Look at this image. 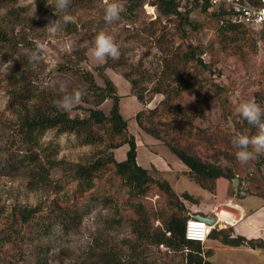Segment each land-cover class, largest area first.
<instances>
[{
  "label": "rangeland",
  "instance_id": "rangeland-1",
  "mask_svg": "<svg viewBox=\"0 0 264 264\" xmlns=\"http://www.w3.org/2000/svg\"><path fill=\"white\" fill-rule=\"evenodd\" d=\"M120 2L124 7L121 19L108 24L103 18V0H72L68 11L75 18L76 29L70 30L66 25L61 32L50 34L45 26L57 18L51 5L55 0L46 6L37 0H0V28L14 39L24 35L29 42L23 48L24 54L34 49L36 41L46 44L45 58L34 70L35 89L44 92L45 101L60 98L59 83L67 84L70 92L75 89L87 93V73L101 86L105 85L103 75L109 77L120 95L121 112L128 120L129 131L138 137V163L154 179L167 180L180 199L185 200L182 193L186 191L198 198V203L185 200L188 214L194 213L191 208L204 213L220 203V216L225 220L231 216L226 207H235L232 198L240 201L238 210H250L262 203L260 207H264V198L258 195H264V155L242 165L232 144L238 134H256V129L237 112L239 104L255 101L264 107V27L244 26L238 33L223 31L220 18H211L196 2L180 0L181 10L187 11L190 20L198 25L193 32L189 24L181 25L178 20L173 25L167 17L160 16L150 0L130 12L129 1ZM101 31L113 36L119 45V59L106 58L100 63L92 56L95 37ZM182 31L193 32V41L207 48L202 57L213 61V67L201 72L200 90L178 97L180 109L177 104L178 108L169 113L161 111L155 120L181 121L179 112H191L185 119L194 125L196 134L193 139L184 138L183 146L204 161L230 169L235 177H244L245 182L239 179L237 186L224 177L216 180L214 191L203 188L165 142L138 125L137 113L160 108L165 99L153 87L173 80L172 66L180 64L173 51H179ZM66 47L71 51L66 52ZM18 50L8 45L0 52V237L8 240L0 239V264H39L40 260L45 264H188L186 249L176 251L152 242L148 236L162 230L176 209L170 207L167 193L157 185H152L146 196L134 197L111 172L112 180L96 185L86 195L73 196L79 182L75 179L76 165L104 153L99 144H85L76 132L52 128L42 135L36 148L38 160L49 168L44 173L47 178L40 180L41 175L32 171L31 165H21L18 157L28 152V144L20 142L19 134L11 129L18 116L9 102L8 88L12 67L23 63ZM125 73L138 79L145 90L144 101L138 99ZM217 85L222 91H217ZM89 99L86 95L69 114L87 115L94 106ZM112 105L113 99L109 98L98 108L109 113ZM97 129L104 132L103 127ZM128 149V144L115 148L116 159H125ZM51 160L57 162L55 166ZM242 189L249 194L241 196L245 194ZM28 206L34 210L31 220L22 227L19 210ZM263 213L261 208L260 214ZM12 215L16 224L8 237L5 229ZM262 221L257 222V227L263 235L264 214ZM262 238L258 234L248 240L257 244ZM210 242L213 249L209 257L215 263L264 264V248L247 243L232 246ZM208 243L209 240L204 245Z\"/></svg>",
  "mask_w": 264,
  "mask_h": 264
},
{
  "label": "trees",
  "instance_id": "trees-1",
  "mask_svg": "<svg viewBox=\"0 0 264 264\" xmlns=\"http://www.w3.org/2000/svg\"><path fill=\"white\" fill-rule=\"evenodd\" d=\"M52 1L37 0L43 6L48 5L47 3ZM127 1L130 4L128 7V11L130 12L135 10L137 6L141 7L146 0ZM150 1L156 6L160 16L167 17L168 21H172L173 25H176V22L179 20L181 25L189 24L193 32L198 30V25L190 20L189 13L181 10L179 0ZM193 2H196L195 5L200 6L203 11L208 12L211 18L218 17L223 20V31L238 33L239 29L245 26L241 23L229 21L227 18L228 12L224 9L209 11V0H206V3L202 5L197 1ZM68 25L70 26V30L72 29L71 27H75L76 29L75 24L69 23ZM182 29L185 30L184 28ZM193 32L182 31L180 35L182 44L177 46L179 51H173L177 54L180 61V64L172 66L171 74L174 77L173 80L164 86L156 84L153 87L155 93H163L165 95L160 108L149 109V112H146V114L144 111H141L137 113L136 119L141 129L165 142L171 151L189 167L190 173L196 182L203 188L214 191L216 180L226 177L233 182L235 174L230 169H225L221 165L204 161L197 154L183 146L182 142H185L184 138L193 139L196 134L194 125L185 119L189 117L191 112H179L180 117L183 118L181 121H165L163 119L157 122L155 120V116L160 114L161 111L169 113L174 108L179 107L180 109L181 104L178 101V97H181L184 92L200 90L201 72L209 71L213 67V61L207 62L202 57L207 48L193 41V37L190 36ZM28 44L29 42L24 38V35H21L19 39H14L11 36L8 37L6 31L0 28V52L3 47L8 45L13 49H19V56L22 57L21 60L23 62L13 66L8 76V88L11 92L9 102L15 108L18 116L11 129L19 134L21 137L20 142L28 144L26 146L28 152L23 155L19 154L18 160H20L21 165L24 167L31 165L33 167L32 171H37V174L41 175L40 180H44L47 178L44 173H48L49 168L38 160L39 153L36 150L40 145L42 135L52 128H57L60 132L71 131L78 133L85 144H99L100 147H103L101 149L105 150V155L101 151L98 156L91 159L88 163L76 165L75 179L79 180V182L78 186L74 189V197L86 195L92 192L96 185L106 183V180H112L111 172L115 177L124 182V186L127 187L134 197L146 196L152 185H157L160 191L164 190L167 193L169 203H171L170 207H176V209L172 211L171 217L165 222L162 230L148 234L152 242L164 244L176 251L186 249L188 264H218L208 258L211 254V249L206 252L205 256L204 246L201 242L186 238V223L191 214H188L189 209L185 204V200L198 203V198L186 191L182 193L185 200L180 199L167 180L154 179L150 171L138 163L136 137L129 131L128 120L121 112L120 95L114 82L104 74L105 85L101 86L96 82L92 74L87 73L85 76V81L88 84L86 95L90 97L88 102L94 104V106L88 109V114L85 116H71L68 111L55 107L54 101H45L46 96L44 92L35 89L37 76H35L34 70L28 64L27 57L23 55V48H27ZM30 48L32 49V45ZM5 56L9 60L8 55L6 54ZM124 75L132 83L138 99L144 101L145 90L140 85V82H138V79L132 78L131 73H125ZM216 89L217 91H222L219 85H217ZM109 98L113 99V105L109 113H106L101 108H98V106ZM37 100L39 102H36ZM223 101L228 103L226 97H223ZM177 104L179 105L178 107ZM98 127H103L104 132H100L97 129ZM124 144L129 145L126 158L117 160L113 150ZM50 163L52 166H55L57 162L51 160ZM239 179L245 182L244 177ZM240 191H245V194H241V196L249 194L244 189ZM258 195L264 198V195L259 193ZM33 210L34 208L30 206L19 210L22 227L31 220L30 216ZM251 213H253V210H249L247 214L250 215ZM7 220H5V223H7ZM15 224L16 222L13 220L12 215V217H9L5 229L6 236L12 235L11 231L14 229ZM210 237L219 239L225 245L239 246L247 243L254 247L264 248V238L258 240L257 244L252 243L244 236L234 235L232 226L222 229L214 228L210 233ZM0 239L5 238L0 237ZM5 240L8 242L7 239ZM0 253H2L1 245ZM39 264L45 263L43 260H40Z\"/></svg>",
  "mask_w": 264,
  "mask_h": 264
},
{
  "label": "clouds",
  "instance_id": "clouds-1",
  "mask_svg": "<svg viewBox=\"0 0 264 264\" xmlns=\"http://www.w3.org/2000/svg\"><path fill=\"white\" fill-rule=\"evenodd\" d=\"M71 3L72 0H55L54 5L51 4L57 18L50 20L45 26L50 34H57L63 30L64 26L75 22L74 16L68 11ZM103 4V18L106 23L112 24L121 19V13L124 11V7L120 0H103ZM64 50L70 52L71 48L66 47ZM45 52L46 44L41 41H36L34 49L24 54L27 57L28 64L33 70H35L45 58ZM92 56L98 62L103 63L106 58L119 59L121 51L113 36L101 31L95 37ZM58 92L60 93V98L54 101V106L65 111H70L72 107L75 104H79L86 95L83 90L74 89L70 92L68 85L65 83H59ZM237 112L249 125L256 129L255 135L238 134L232 139L233 146L237 148L235 152L237 161L242 165H246L259 156L264 155V107L255 101H244L239 104ZM191 216H193V214H191ZM204 216H209L216 220L212 230L214 228L222 229L232 225L227 218L218 221L215 214L213 216ZM217 223H220L222 226L217 225ZM209 238L210 235L208 239Z\"/></svg>",
  "mask_w": 264,
  "mask_h": 264
},
{
  "label": "built area",
  "instance_id": "built-area-1",
  "mask_svg": "<svg viewBox=\"0 0 264 264\" xmlns=\"http://www.w3.org/2000/svg\"><path fill=\"white\" fill-rule=\"evenodd\" d=\"M180 1V0H179ZM199 2L201 5L206 0H191ZM224 9L228 12L227 18L234 23H241L245 26H263L264 27V0H209L208 10ZM222 22H224L222 20ZM217 208L214 212L218 221L221 220L220 211ZM217 225L222 226L220 223ZM214 225L208 223L205 219L191 216L186 223V238L205 243L211 233Z\"/></svg>",
  "mask_w": 264,
  "mask_h": 264
},
{
  "label": "crops",
  "instance_id": "crops-1",
  "mask_svg": "<svg viewBox=\"0 0 264 264\" xmlns=\"http://www.w3.org/2000/svg\"><path fill=\"white\" fill-rule=\"evenodd\" d=\"M136 138H138V137H136ZM217 190H218V188H217ZM231 200L234 202L235 207L227 206L226 208L231 213L230 218L232 220H230V218H227V219L230 223H232L231 226L233 227L234 235L244 236L247 239H251V238L257 237V235L260 234V236L264 238V234L262 235V231L260 232V229L257 227V225H258L257 222H263L262 216L264 213L262 215L260 214V209L262 208L264 210V207H260L261 205H263V203L254 207L253 209H250V210H253V213H251L249 215V214H247L249 210H247L246 208L242 207L243 208L242 210H238L237 207L240 206V204H239L240 201L233 199V198ZM223 203H224V201H223ZM219 206H220V203H217V204L213 205V207L210 210L207 209L206 210L207 212L205 211L204 213L199 212L198 208H191V209L194 211L193 215H196V214L206 215V213H207V215L213 216L215 214V213L213 214V211L215 212ZM229 208H232V210ZM220 217H221V221L224 220L222 216H220ZM238 227H240L239 230L237 229ZM208 240H209V243H208L209 245H204V255L205 256H206V252L209 249H213L212 242H210V241L213 240V243L220 241L219 239H213L211 237ZM207 241L204 244H206ZM211 253H212V251H211ZM208 258L210 259V257H208Z\"/></svg>",
  "mask_w": 264,
  "mask_h": 264
},
{
  "label": "water",
  "instance_id": "water-1",
  "mask_svg": "<svg viewBox=\"0 0 264 264\" xmlns=\"http://www.w3.org/2000/svg\"><path fill=\"white\" fill-rule=\"evenodd\" d=\"M233 183L235 186H237L239 184V178L238 177H235L233 178ZM197 218H200V219H205L208 223L214 225L215 224V219L209 217V216H204V215H201V214H197L196 215Z\"/></svg>",
  "mask_w": 264,
  "mask_h": 264
}]
</instances>
